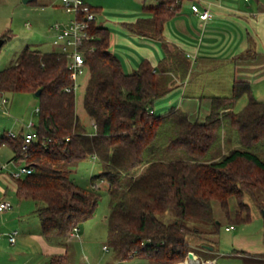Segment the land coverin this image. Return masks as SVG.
<instances>
[{
  "label": "trees",
  "instance_id": "obj_1",
  "mask_svg": "<svg viewBox=\"0 0 264 264\" xmlns=\"http://www.w3.org/2000/svg\"><path fill=\"white\" fill-rule=\"evenodd\" d=\"M177 3L157 0L144 6L148 17L126 25L162 39L163 24L176 14ZM89 33L93 37L81 46L88 69L82 102L93 131L80 122L74 92L65 89L73 83L65 55L24 45L15 62L0 70V92L40 90L35 140L22 150L23 130L15 136L6 132L0 145L10 148L11 160L32 167L11 177L18 197L37 201L41 234L62 244L74 226L92 216L100 198L95 177L107 182V247L115 260L141 256L151 264L182 262L193 251L188 236L218 232L213 200L232 223L250 218L245 194L264 208V100L252 96L249 81L236 79L229 96H212L201 121L180 107L149 113L185 78L188 58L164 43L167 51L156 67L143 59L128 73L109 50V28L91 21ZM243 95L246 102L236 108ZM171 152L178 155L168 157ZM88 155L102 171L91 187H81L70 177L71 166ZM167 210L173 219L164 221L158 215ZM65 257L61 254L60 261Z\"/></svg>",
  "mask_w": 264,
  "mask_h": 264
},
{
  "label": "crops",
  "instance_id": "obj_2",
  "mask_svg": "<svg viewBox=\"0 0 264 264\" xmlns=\"http://www.w3.org/2000/svg\"><path fill=\"white\" fill-rule=\"evenodd\" d=\"M85 1L98 6L97 13L105 11L98 0ZM156 2L154 0V3L146 4L143 1L136 10L129 7L126 11L123 8L122 13L108 9L102 22L95 19L97 23L109 28V50L118 56L123 70L128 73L136 70L143 59L156 67L166 54L164 43L180 49L190 61L188 72L181 83L155 101V113V107H160L164 112L172 107H180L187 111L191 120L201 121L209 113L211 97L229 96L236 79L249 81L252 96L264 100V0H179L176 14L163 24L162 39L128 29L126 23L148 17L149 13L144 6L155 5ZM191 2L200 9L207 8L211 16L205 20L200 19L192 11ZM117 13L123 16L114 17ZM52 45L54 49L50 50H57ZM245 102L246 96L243 95L237 101L236 108ZM191 114L201 117L192 119ZM23 129L22 124L19 131ZM10 155L12 157V152ZM22 163L13 160L12 168ZM2 199L9 200L11 204L8 209L0 211V235L3 236L1 241L5 242L7 232L12 229L17 230L18 234L21 229L24 234L28 221V202L15 194V181L8 171L0 172ZM248 204L250 218L244 222L232 223L224 213L214 214L219 222L222 219L225 222L223 232L219 225L217 233H206L219 243L217 250L213 245H201L195 250L194 247L199 244L188 240L193 255L177 264H264V213L256 205ZM235 208L236 205L229 208L230 214H233ZM77 227V234H70V239L78 236L79 225ZM205 228L210 229L211 226ZM193 236L201 237V234ZM206 254L212 256L204 259Z\"/></svg>",
  "mask_w": 264,
  "mask_h": 264
},
{
  "label": "rangeland",
  "instance_id": "obj_3",
  "mask_svg": "<svg viewBox=\"0 0 264 264\" xmlns=\"http://www.w3.org/2000/svg\"><path fill=\"white\" fill-rule=\"evenodd\" d=\"M59 0H34L23 2L22 0H0V39L3 43L0 46V70L7 65L14 63L19 51L24 45H30L33 48L41 50L54 49L52 45V31L50 24L55 20L67 19V14L59 7ZM103 5L106 12L110 10L121 12L124 8L126 11L136 10L137 6L144 1L146 4L154 3V0H98ZM94 5V4H93ZM98 5V4H97ZM104 12L96 14V21L102 22ZM117 13V17L123 16ZM63 17V18H61ZM30 23V27L26 26ZM88 78V71L76 78V88L74 90L75 112L80 122L88 131H93L92 120L86 114L83 107V92ZM2 97L6 102H2ZM177 103V102H176ZM37 106L35 94L29 92H0V135L8 132L18 133L22 124L30 118L36 119L34 112ZM157 113H163L165 110L155 107ZM168 108H166L167 110ZM192 119L201 117L191 114ZM11 150L8 146H0V163H8V169L12 168L10 160ZM264 157V151H260ZM178 153H168V157H174ZM22 163V162H21ZM23 164V163H22ZM3 169L2 171H7ZM102 171L100 163L91 155H88L71 166L70 177L81 187H91L93 176ZM94 182L97 184L100 192V198L91 217L79 223L78 236L67 238L64 242L57 243V239L45 238L40 231L39 217L35 211L37 201L27 198L23 199L28 202L27 215L28 221L26 231L23 234L19 230L15 238V243H10L8 238L1 241L3 236L0 235V264H151L146 258L133 256L124 260H115L112 252L107 246V221L106 215L109 210L108 195L106 190L107 182L103 177H95ZM14 197V195H11ZM244 200L253 205H258L251 200L248 194L244 195ZM235 207L233 198L229 200V208ZM214 214H221L219 204L216 200L212 201ZM260 210L261 208L258 207ZM164 221L173 219L170 210L158 215ZM224 220H220L221 232L224 231ZM201 224V223H200ZM203 224V223H202ZM188 240H193L199 244L194 247L199 249L201 245L214 246L217 250L219 243L215 238L208 234H201V237L188 236ZM65 253L64 261H60L61 254ZM210 255H204L208 259ZM188 260V255H186ZM183 260V261H186ZM176 264V263H175Z\"/></svg>",
  "mask_w": 264,
  "mask_h": 264
},
{
  "label": "built area",
  "instance_id": "obj_4",
  "mask_svg": "<svg viewBox=\"0 0 264 264\" xmlns=\"http://www.w3.org/2000/svg\"><path fill=\"white\" fill-rule=\"evenodd\" d=\"M176 2L179 0H175ZM59 6L61 9L69 15L65 20H55L50 24V30L52 31V43L56 47V51L67 57V67L70 70V76L73 80L71 86L66 87L67 91L72 90L74 92L76 88V78L83 74L87 69V65L84 59V53L81 48L83 43L93 36L89 33L90 22L95 21L96 12L90 8L89 3L85 0H60ZM192 11H194L200 19H207L211 16V12L207 9H200L197 4L190 3ZM27 27H30V23H25ZM2 102H6V98L2 97ZM38 107L36 106L34 112L37 114ZM153 109H149V113H152ZM35 120L30 118L23 124L24 129L22 131L23 140L21 143V149L25 150L29 144L35 140L34 132ZM10 136H15L16 133L8 132ZM13 161V160H11ZM8 163H0V172L3 169L7 170ZM9 174L14 178L22 177L23 175L32 171L31 166L26 164H19L14 168L7 170ZM11 206L10 201L6 199L0 200V211L8 209ZM77 226H74L71 235L77 234ZM17 230L12 229L7 232V238L10 243L15 242V236ZM107 248V246H103Z\"/></svg>",
  "mask_w": 264,
  "mask_h": 264
},
{
  "label": "water",
  "instance_id": "obj_5",
  "mask_svg": "<svg viewBox=\"0 0 264 264\" xmlns=\"http://www.w3.org/2000/svg\"><path fill=\"white\" fill-rule=\"evenodd\" d=\"M22 1H23V2H29V1H31V0H22ZM2 43H3V39H0V46H1ZM39 92H40L39 89L36 90V91H35V95L38 96ZM261 212L264 213V208L261 209ZM187 255H188L189 257H191V256L193 255V254H192V251H189V252L187 253ZM177 263H179V262H177Z\"/></svg>",
  "mask_w": 264,
  "mask_h": 264
},
{
  "label": "bare ground",
  "instance_id": "obj_6",
  "mask_svg": "<svg viewBox=\"0 0 264 264\" xmlns=\"http://www.w3.org/2000/svg\"><path fill=\"white\" fill-rule=\"evenodd\" d=\"M177 264V263H176ZM192 264H194V263H192Z\"/></svg>",
  "mask_w": 264,
  "mask_h": 264
}]
</instances>
